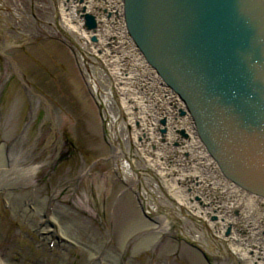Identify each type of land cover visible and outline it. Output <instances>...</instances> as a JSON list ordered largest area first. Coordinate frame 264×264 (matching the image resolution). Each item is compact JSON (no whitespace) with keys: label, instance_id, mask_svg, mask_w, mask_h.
<instances>
[{"label":"rangeland","instance_id":"obj_1","mask_svg":"<svg viewBox=\"0 0 264 264\" xmlns=\"http://www.w3.org/2000/svg\"><path fill=\"white\" fill-rule=\"evenodd\" d=\"M60 3L0 0V154L22 146L39 167L19 185L0 187L1 264L245 263L122 140L99 66L61 23ZM29 201L43 209L33 219ZM45 217L69 239L46 240ZM157 217L168 227L148 246L141 226ZM121 218L135 224L127 230Z\"/></svg>","mask_w":264,"mask_h":264},{"label":"water","instance_id":"obj_2","mask_svg":"<svg viewBox=\"0 0 264 264\" xmlns=\"http://www.w3.org/2000/svg\"><path fill=\"white\" fill-rule=\"evenodd\" d=\"M124 11L223 176L264 197V0H124ZM84 19L95 32V17Z\"/></svg>","mask_w":264,"mask_h":264},{"label":"bare ground","instance_id":"obj_3","mask_svg":"<svg viewBox=\"0 0 264 264\" xmlns=\"http://www.w3.org/2000/svg\"><path fill=\"white\" fill-rule=\"evenodd\" d=\"M108 2H111L113 7V0H106L102 1L101 3L109 5ZM62 4L63 5L60 10L62 20H66L67 17H70L69 14L75 15L76 9L81 10L83 8H86L87 11H91L92 9L97 10L94 5V0H85L83 3H81L80 0H67V2H64ZM76 21V25L82 23V21L78 19ZM70 26L74 27V25L72 24ZM118 39L121 42V46L123 48H126V46L128 47L129 38L123 37ZM132 52L135 51H129L131 57H133ZM113 64L114 63L107 64L106 68L108 79L103 80L105 84L109 83L108 87L116 88L118 95H120L122 104L124 106H128L132 114L137 117V121H139L140 123L137 129L138 132L141 133L139 137L142 138L140 142L141 144L143 142V146L149 148L148 150L144 148L143 156L145 155L148 157L151 151L155 152L156 154L152 155L148 159V161L151 163L155 162L153 164V167L156 170L164 173V176L168 174H175L176 170L178 169L175 168L173 164L168 165L166 164V162L167 158H170V156L174 157L175 150H177V148L176 145L170 142V138L168 136H165L164 127L166 126V124L163 125L162 118L163 104L164 106H166V109H164V114H167L168 110L171 107L170 105H172V99L168 95H164L163 97V92H157L155 87L153 86L149 87V85H146L145 87V84L139 83L140 88L136 87V84L133 82V78L137 77V75H133L132 77L128 75L127 78L125 74L121 73L120 68ZM129 66H131L132 70H138L139 68L136 64ZM124 68H128V66H125ZM132 70H130L128 74H130ZM158 78L161 77L158 76ZM143 91L145 92V95L143 94ZM179 105L184 106V103H182V101L180 100ZM178 109L180 108L178 107ZM128 112L129 111L126 112V115L128 114ZM185 119H189L188 115L185 117ZM190 127L191 129H193L194 136L193 139H189L186 142H183V146L180 149V154L183 160L187 163L193 161L192 154H189L187 147L189 146L191 148V142L198 143L197 147H199V154L204 156V162L208 163L210 166L213 167L214 170H216V163L212 160L210 155L205 150H202V146L204 147V145L202 144L200 139L196 140V130L192 123L190 124ZM167 146H170V149H168ZM30 150L23 149L22 146L18 145L9 148L8 150L4 147V149L1 150L2 153L0 155L3 157L4 161H2V163L0 164V187H15L19 185L21 181H24L25 179L37 172L39 167L33 164L30 157ZM7 151L8 158L6 156ZM193 153L195 154V152ZM152 157L154 158V161ZM193 158L195 159L196 156H194ZM161 165L163 167H161ZM181 169L182 170L178 173V179H175V181L173 179V186L176 187L178 186V184H180L179 186L181 188L175 190L177 192H174V194H172L173 197L179 199V205H188L187 208L191 209L192 215L204 217L209 224V228L215 230V233H217L220 237H223L225 240L228 239V242L230 239L232 242V245L230 244L231 248H234L238 252L237 258H244V260H246L245 263L247 264H264V197H254L251 193L247 192L241 187L235 185L234 183L228 182V179L223 177L221 178L219 172L215 171V177L213 178L214 181L219 183L222 187H224L222 183H229L227 185V189L222 190V193H225L227 199H229V203H227V199H225L223 205H217L215 204L217 199L213 197L211 199V196L214 195H208L205 197L204 194L208 192V189L211 184L216 187H219V189L221 190L220 185L218 186L217 184L209 180V177L211 176L203 172L200 167L195 170L193 174L194 177L185 175L184 168L181 167ZM182 173L184 174V176L181 177ZM190 177L200 182V185L197 184L199 187H201L200 189L189 188L188 190H186L187 187L183 185V182H190ZM209 197L210 199H206ZM9 199L11 204L16 203L17 205H19L20 203L18 200H15L12 196H10ZM192 209H194V211H192ZM238 209H240V214L236 213L234 215V211ZM42 212L43 209H40L36 202L33 205H31L30 201L26 204L25 213H30V218L33 219L36 213L38 214ZM244 219L247 222V227L245 228L244 225L238 223L239 230L236 229L237 222H242V220ZM127 220L125 218H121V224L124 228L127 227L128 230L131 225L133 226L135 224V222L131 223V221L128 220V222ZM51 223L52 220L46 217L42 219V221L39 223L40 232L45 237V239L52 243L56 241L57 238L65 239V241H67L69 239V236L67 234L66 229L63 228L64 231L62 230L61 235L58 236L57 234H55V231L51 229ZM229 225H232V227L234 228V232L227 229ZM167 227L168 222L163 217L155 218L154 224H143L141 228L145 229L147 232L146 235H148L147 245L150 246L151 244H153L155 240L159 237V235L163 234V232L167 230ZM243 231H245L244 235L242 233ZM201 236H204V233H201ZM257 237H261L262 239H257ZM247 258H250L251 260L248 261Z\"/></svg>","mask_w":264,"mask_h":264},{"label":"built area","instance_id":"obj_4","mask_svg":"<svg viewBox=\"0 0 264 264\" xmlns=\"http://www.w3.org/2000/svg\"><path fill=\"white\" fill-rule=\"evenodd\" d=\"M108 3L109 5L105 3H101L96 7L97 8L96 14L98 16V21L100 22V28L97 33L98 42L96 44L89 43L91 50L102 63L104 67L105 75L108 78L107 68H106L107 64L114 63L113 65H116L117 67H119L121 73L125 74L127 78H128V75L130 77H132L133 75H137V77L133 78V82L136 84V87L140 88L139 83L140 84L142 83V84H145L144 85L145 87L146 85H149V87L153 86L155 87L157 92H163V97L164 95L170 96V98L172 99V105H170L171 107L168 110V113L167 114L165 113L166 114L165 115L164 109H166V106H164L163 104V115L162 114L161 115H162L163 120L166 121V126L164 127V129H166L165 136L166 137L168 136L170 138V142L176 145L177 150H175L174 157L170 156V158H167L166 164L168 165L173 164L175 168L178 169L176 170L175 173H179L182 170L181 167H183L185 175H189L191 177H194L193 174L195 170L200 167L203 172L211 176L209 177L210 178L209 180H211L213 183L219 186L220 184L213 180V178L215 177V170L208 163L204 162V156L199 154V150H198L199 147H197L198 143L191 142L190 143L191 148L189 146L187 147L189 154H192L193 161L190 163H187L183 160L180 154V149L183 146V142H186L187 140L182 139L178 135V132L183 130L188 134L189 139H193L194 134H193V129H191L190 127L191 122L189 119L186 120L185 117L179 116V112L183 109L182 108L183 106L179 105L180 100L169 89H167L166 87L162 85L161 81L156 76L154 71L148 67V65L143 61L141 56L137 53L131 41L129 40L128 47L126 46V48H123L121 46V42L119 41L118 38H123V37L128 38L126 34L124 22H123L122 0H113V3H114L113 7H112L111 2H108ZM110 8H112L113 10ZM130 50L135 51V52H132L133 57H131L129 53ZM133 64H136L139 67L138 70L131 69V66L129 65H133ZM125 66H128V68H124ZM130 70H132V72L128 74ZM113 89L117 92L116 88H113ZM143 94L145 95L144 91H143ZM122 106L125 112L129 111L127 114L126 123L133 128L134 137L136 139L141 140L142 138L139 137L141 133L138 132V129H137L140 125L139 121H137V117L132 114L128 106L126 105L124 106L123 104ZM178 107L180 109H178ZM143 144L144 143L142 142L141 146L145 148L146 150H148L149 148L146 146H143ZM167 147L168 149H170V146H167ZM193 152H195V154ZM194 156H196L195 159L193 158ZM182 176H184L183 173L181 177ZM178 177H179V174H178ZM191 177H190V182H186V183L184 182L187 189L189 188H192V189L199 188L200 189L201 187L198 186L200 185V182L192 179ZM222 185L224 187L220 185V188H221L220 190L219 187H216L211 184L208 189L209 193L206 192V194L204 195L205 196L214 195V196H211V198L213 197V198H216L217 200L222 199L224 202L225 199H227V197L225 193H222V190L227 189L228 186L226 183L225 184L222 183ZM224 195L226 198L224 197ZM218 197L219 198L221 197V198L219 199ZM226 202L229 203V199H227Z\"/></svg>","mask_w":264,"mask_h":264}]
</instances>
